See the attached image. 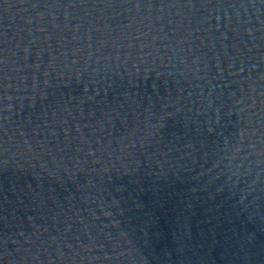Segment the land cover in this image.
Here are the masks:
<instances>
[{
  "label": "water",
  "instance_id": "water-1",
  "mask_svg": "<svg viewBox=\"0 0 264 264\" xmlns=\"http://www.w3.org/2000/svg\"><path fill=\"white\" fill-rule=\"evenodd\" d=\"M0 264H264V0H0Z\"/></svg>",
  "mask_w": 264,
  "mask_h": 264
},
{
  "label": "snow or ice",
  "instance_id": "snow-or-ice-1",
  "mask_svg": "<svg viewBox=\"0 0 264 264\" xmlns=\"http://www.w3.org/2000/svg\"><path fill=\"white\" fill-rule=\"evenodd\" d=\"M190 2H194V0H190Z\"/></svg>",
  "mask_w": 264,
  "mask_h": 264
}]
</instances>
